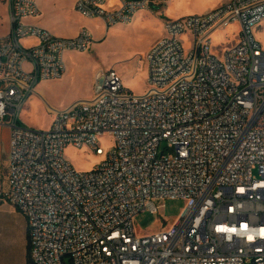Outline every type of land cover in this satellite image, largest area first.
<instances>
[{
    "label": "built area",
    "instance_id": "obj_1",
    "mask_svg": "<svg viewBox=\"0 0 264 264\" xmlns=\"http://www.w3.org/2000/svg\"><path fill=\"white\" fill-rule=\"evenodd\" d=\"M171 1L77 0L75 9L109 29L142 12L164 15ZM3 3L0 124L11 138L0 205L26 218L30 264H264V0L166 20L145 58L144 95L126 90L115 70L101 71L95 98L53 111L48 130L23 126L22 113L93 36L58 38L31 22L42 15L35 0ZM234 25L237 39L215 51L213 33ZM69 147L102 161L77 172ZM169 200L186 202L180 217L138 235L136 218L158 215Z\"/></svg>",
    "mask_w": 264,
    "mask_h": 264
},
{
    "label": "rangeland",
    "instance_id": "obj_2",
    "mask_svg": "<svg viewBox=\"0 0 264 264\" xmlns=\"http://www.w3.org/2000/svg\"><path fill=\"white\" fill-rule=\"evenodd\" d=\"M44 19L58 38H75L82 30L93 36V44L84 53L67 54V75L63 80L41 86L42 91L34 94L21 116V124L35 130H48L53 120V111L63 110L79 101L92 100L97 91V75L101 71L115 70L121 77L126 90L136 96L144 95L149 89L145 58L153 45L162 37L166 20L204 15L217 9L226 0H175L164 9V15H142L127 25L107 29L100 20H89L75 9L76 0H35ZM0 0V35L9 33V17ZM78 33V34H77ZM239 34L237 25L216 31L212 35L214 50L225 49ZM258 38L263 42L262 34ZM190 44L186 43L189 48ZM113 138L106 134L101 146L108 149ZM65 156L77 172L86 173L102 161L89 148L69 147ZM158 215L141 213L135 222L138 235L149 236L169 228L186 208L184 200L166 201L158 204Z\"/></svg>",
    "mask_w": 264,
    "mask_h": 264
},
{
    "label": "crops",
    "instance_id": "obj_3",
    "mask_svg": "<svg viewBox=\"0 0 264 264\" xmlns=\"http://www.w3.org/2000/svg\"><path fill=\"white\" fill-rule=\"evenodd\" d=\"M174 1L175 0H172L169 5L173 4ZM6 12H7V8H6ZM148 14H152V13L150 12L139 13L138 15H136L133 21L137 20L139 16L142 15L146 16ZM6 18L8 20V12L6 13ZM31 22L46 30H49L56 36V34L51 30V27L46 23L44 19L39 18ZM163 34L164 31L162 33V36ZM4 36L5 34H1L0 38H3ZM61 37L66 38L65 36H61ZM67 73L68 72L66 70V74L61 80L65 78ZM48 83H52V82H46L40 84L36 88L35 94H37L39 91H42L41 86H44ZM32 97L30 98V100L32 99ZM10 138H11L10 129L7 126L0 124V184H5L8 177V170H9L8 158H9ZM0 264H30L27 220L13 206L7 203L0 205Z\"/></svg>",
    "mask_w": 264,
    "mask_h": 264
}]
</instances>
